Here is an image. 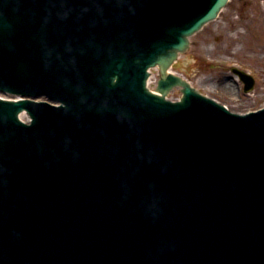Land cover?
Returning a JSON list of instances; mask_svg holds the SVG:
<instances>
[{
	"label": "water",
	"instance_id": "95a60500",
	"mask_svg": "<svg viewBox=\"0 0 264 264\" xmlns=\"http://www.w3.org/2000/svg\"><path fill=\"white\" fill-rule=\"evenodd\" d=\"M0 1L2 7L0 12L10 13V22L16 23H10L9 27L17 28L22 25V22H40L39 19H42L41 22H67L71 26L66 28L70 31L69 34H66V37L70 36L71 38L62 37V41L68 42L74 40V43L83 39L80 33L88 34L93 32L95 34L96 44H92L91 49L88 48L87 50L90 51V55H88L90 56L89 63L93 66L92 71H94L97 62L102 59L101 54L117 56L119 49L125 47L124 44L126 41L134 38L137 41L142 39L146 33L144 31L147 28L146 22H155L156 25L160 22H166L165 26H162L161 29L169 35L172 33L169 30L178 20L181 19L182 22H187L179 26V30L175 28V34L173 36V47L184 48L185 41L179 40L182 38L179 31H182L183 35L191 33L202 22L212 18L227 0ZM53 15L55 16L53 17ZM151 26H154V24H149V27ZM108 28L119 30L120 33L118 35L109 34L107 33L109 32ZM77 31L79 32V36L76 38L78 35ZM177 37H179L178 40L175 39ZM56 43L59 45V47L55 48L56 52L50 51L46 53L50 48L38 47L31 56L35 57V60L38 61L42 59L43 55H60V58L65 57L67 59L73 55L72 50L66 43L59 41ZM151 54L155 55L154 52ZM69 66L71 65L67 64V67ZM72 69L69 71L74 72ZM48 73L50 72L48 71ZM97 73L98 71H94L93 75ZM50 77L56 79L54 74H51ZM56 81L64 83L62 78H58ZM79 100L81 103L79 108L82 109L83 116L64 121L67 125L75 121L76 126L71 128L73 135H75L74 137L70 138L66 143L59 144L56 142L53 133L50 132L46 136L47 143H45L40 135L28 141L39 145L41 152L49 148L47 144L54 146L58 143L55 145V149L46 152V159H39L42 161L40 164L44 167L42 170H38L39 173L43 171L45 174L42 175L48 174V176L52 177L53 175L51 173H54L53 170L59 169L64 173H70L68 174V182L70 184H73L72 180L77 178L80 181L87 180L92 185L95 177H91L92 180H89L88 174L99 168L91 166V163L95 160V157H93L94 152L92 151L95 140L93 129L96 126H100L103 128V131L112 132V140L118 144L121 143L120 138L122 134L110 130L108 117L107 115L101 117L102 113L98 111L100 109L97 110L88 104L81 96ZM263 104L264 102L254 108ZM235 108L238 110L247 109L236 106ZM2 117L7 119V121L0 124V189L3 190L0 191V264H3V257L9 258L12 261L11 264H128L126 257H123L125 244L123 238L126 234L124 230H127L130 225L135 227L137 233L142 230L138 219L136 220L134 217H132L133 220L127 218V214L120 209L121 218L123 219L119 223L115 219V221L109 223V227L105 226L102 217L97 215L100 209L95 203L83 204L77 208L74 207L76 203H81L79 200L68 202L67 205L64 204L62 193L57 192L55 195L49 193L50 191H47V188L52 189V183H49V181L45 182L46 178L44 176L36 178L34 172L28 174L33 180L27 188L23 185V179L21 178L22 170L18 163L20 161L14 159L12 156L17 152L20 154L24 151V149H15L13 147L25 142H15L14 137L16 134L20 135L25 132L34 131L35 127L34 125L19 126L12 124L9 113H3ZM256 121L257 123H261L262 127L255 125L254 128L245 127L238 132L237 130L231 131L232 137L243 139L248 136L247 138H251L254 144L248 143L243 148L226 144L223 147L226 156H218L217 160L209 166L222 178L212 181L207 174H213V171L211 169H204L200 176L197 173L198 179L191 186L190 190L198 192V188L206 189L202 191L205 198L210 199L216 204H223L225 202L230 206L231 196L229 193H225L219 184H225L229 188V192L235 184L243 185L244 187L247 186L255 190L256 186L258 189L261 187L262 180L264 181V115L260 116ZM203 124L205 125V130H209L208 133L212 137L218 136V132L214 130V127L212 129V126L206 122ZM35 126L37 127V124ZM137 127L131 128L130 133L136 134L143 127L142 122ZM77 132L79 134L84 133L78 137ZM62 134L64 141L69 137L71 132L66 127ZM194 137H202V134L195 135ZM222 140L226 143L225 138H222ZM11 149L12 151L9 152ZM37 157L40 158L41 155L37 154ZM228 157L230 158L228 159ZM237 163L243 165H238ZM24 166L29 169L27 162H24ZM98 171L100 172V170ZM110 179L106 176V180L110 181ZM197 183H201L199 187ZM107 184L108 182L106 183V189L108 190L107 186L111 185ZM35 189L44 191L40 198H35L32 195L31 192ZM54 191L59 190L55 189L52 192ZM65 191H68V189H65ZM80 197L85 198L84 196ZM114 198L116 201L123 199L122 194L118 192H114ZM40 199L46 200L47 204L39 203ZM196 199L195 196H191L190 200H184L187 203L189 202L190 207L176 208L180 218H183V220L187 218L196 220L197 216L194 211L201 209L199 206L196 208L193 207ZM47 205L49 206V210H46ZM204 209L206 210L205 221L209 220L211 222L208 231L213 233L216 231L214 226L216 227L218 225L214 219L216 213L213 214V210L210 207ZM227 209L230 211L233 210V212L239 215V217L232 218L235 225V232L238 228L242 230L241 232H236L235 237L238 235L244 236L243 226L246 223L243 220H239V218L244 219V210L236 206H230ZM113 210L114 207L111 208L110 214L114 215L118 213L119 215V211ZM246 211L248 212V210ZM96 218L101 219V221L96 220ZM197 221L201 223L204 221V218L201 216ZM184 225L188 226V222H185ZM148 233L151 232L149 231ZM143 234L146 235L147 233H141V235ZM205 234H207L206 231H198L199 236ZM126 237L129 238L128 235ZM262 237L256 239L258 244L264 241ZM25 238H28V244L25 242ZM108 238H121V241H118V243H110L105 254L97 245H93V243L96 244L101 241L105 243ZM242 239L244 238L235 239L234 243L238 246ZM243 241L244 245L249 246L252 239L246 238ZM3 242H6L7 247V252L5 251V253L2 248ZM260 249L262 248H257V250ZM95 251L98 252L97 258L94 255ZM148 255H152V253L149 251ZM246 257L248 259L247 262L250 264H264V252ZM157 260L159 261L158 264H163L162 257L157 258ZM240 261L238 260L236 263L242 264L243 262Z\"/></svg>",
	"mask_w": 264,
	"mask_h": 264
},
{
	"label": "rangeland",
	"instance_id": "374dc122",
	"mask_svg": "<svg viewBox=\"0 0 264 264\" xmlns=\"http://www.w3.org/2000/svg\"><path fill=\"white\" fill-rule=\"evenodd\" d=\"M260 19L264 21V0H232L217 20L192 38L189 53L196 54L198 62L195 67L190 64L192 72L187 75L197 84L208 83L215 90L221 89L219 98L236 107L254 108L263 103L264 22H257ZM207 53L221 61L216 66L199 69ZM234 64L257 76L256 86L249 95L237 90L238 84L228 70ZM226 82L233 84V91Z\"/></svg>",
	"mask_w": 264,
	"mask_h": 264
},
{
	"label": "bare ground",
	"instance_id": "6f19581e",
	"mask_svg": "<svg viewBox=\"0 0 264 264\" xmlns=\"http://www.w3.org/2000/svg\"><path fill=\"white\" fill-rule=\"evenodd\" d=\"M257 22H264V21H263V19H260V20H258ZM227 80H228V79H227ZM227 80H226V81H227ZM224 82H225V81H224ZM226 84H228L230 90L233 91V84H230L229 82H226ZM231 85H232V86H231Z\"/></svg>",
	"mask_w": 264,
	"mask_h": 264
}]
</instances>
